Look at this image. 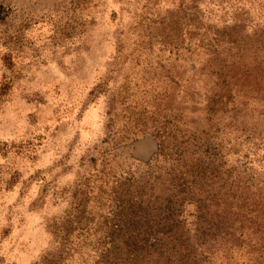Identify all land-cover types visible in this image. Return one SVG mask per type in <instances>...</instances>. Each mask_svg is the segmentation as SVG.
Returning a JSON list of instances; mask_svg holds the SVG:
<instances>
[{"label":"rangeland","instance_id":"374dc122","mask_svg":"<svg viewBox=\"0 0 264 264\" xmlns=\"http://www.w3.org/2000/svg\"><path fill=\"white\" fill-rule=\"evenodd\" d=\"M262 22L264 0H0V264H94L132 186L165 196L158 140L192 134L240 164V119L206 110L210 62ZM256 99L237 109L258 133ZM250 151L264 187V144Z\"/></svg>","mask_w":264,"mask_h":264},{"label":"trees","instance_id":"16d2710c","mask_svg":"<svg viewBox=\"0 0 264 264\" xmlns=\"http://www.w3.org/2000/svg\"><path fill=\"white\" fill-rule=\"evenodd\" d=\"M231 38L224 42V59H211L219 88L207 98L206 110L226 107L230 118L240 119L239 131L257 149L264 144V132L255 133L261 124L245 128L237 107L244 106L250 93L258 102L264 100V22L250 36L234 31ZM178 138L168 152L161 140L156 145L169 161L159 182L165 196L142 191L134 195L138 188L132 186L133 200L127 197L126 210L119 202L117 212H123L118 223L108 226L96 242L94 264H214L219 255L224 264H264V187L247 160L252 147L244 142L231 147L245 154L239 155L240 164L223 169L221 144L200 142L192 134ZM187 205L192 213L184 212Z\"/></svg>","mask_w":264,"mask_h":264}]
</instances>
